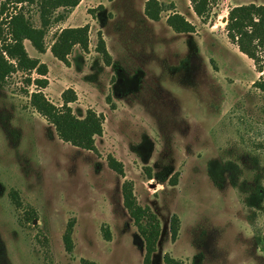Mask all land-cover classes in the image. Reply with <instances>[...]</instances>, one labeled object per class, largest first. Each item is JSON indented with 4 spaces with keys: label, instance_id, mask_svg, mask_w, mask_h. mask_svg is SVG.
Listing matches in <instances>:
<instances>
[{
    "label": "rangeland",
    "instance_id": "1",
    "mask_svg": "<svg viewBox=\"0 0 264 264\" xmlns=\"http://www.w3.org/2000/svg\"><path fill=\"white\" fill-rule=\"evenodd\" d=\"M158 1L163 12L153 21L147 0H82L48 28L46 53L24 42L48 67L46 98L61 107L72 89L74 115H101L103 135L94 152L62 141L30 104L35 71L0 84V264H143L145 241L124 207L127 181L160 220L151 264H165V255L184 264H264V92L254 84L264 72L225 28L231 8L264 0H218L205 18L190 0ZM24 13L41 26L37 5ZM174 14L193 32H175ZM83 26L88 51L75 47L69 64L58 61L57 35ZM99 38L109 58L98 52ZM109 157L123 164L124 177Z\"/></svg>",
    "mask_w": 264,
    "mask_h": 264
},
{
    "label": "trees",
    "instance_id": "2",
    "mask_svg": "<svg viewBox=\"0 0 264 264\" xmlns=\"http://www.w3.org/2000/svg\"><path fill=\"white\" fill-rule=\"evenodd\" d=\"M82 0H3L0 4V19H5L7 25V39L0 50V84L15 72H33L38 79H29V85L34 84L36 91L30 94L31 106L49 123H51L59 138L74 147L86 151H96V137L103 135L104 119L92 110H88L85 117L77 118L71 104L77 101V95L72 89H67L61 95L62 106L51 103L43 89L48 86V67L40 60L31 58L24 46L29 41L40 54L46 53L45 35L52 24L64 22L68 15L79 6ZM195 14L200 18L208 16L211 5L218 0H190ZM38 6L41 26L35 27L24 13L25 5ZM13 9V12H10ZM59 10L62 12L58 13ZM163 6L158 0H147L146 16L159 21ZM3 15L6 17L4 18ZM168 24L178 33H191L193 26L180 14L168 18ZM226 33L229 41L237 46L239 51L253 60L258 72H264V5H239L229 10ZM79 47L82 51L89 49V26L71 27L63 29L51 46L52 55L60 62L69 64L73 49ZM97 50L104 57H108L104 41L99 38ZM15 63H12V62ZM256 88L264 92V80L254 83ZM111 170L124 177L123 164L115 158L109 157ZM124 207L133 219L138 232L145 241L146 254L143 264H151L152 257L157 251L161 235V224L157 215L150 207H142L134 196L133 185L123 184ZM180 221L177 216L171 220V236L176 240ZM72 223L69 224L64 236L66 250L72 252ZM108 236V235H107ZM165 264H184L169 255L164 257Z\"/></svg>",
    "mask_w": 264,
    "mask_h": 264
},
{
    "label": "crops",
    "instance_id": "3",
    "mask_svg": "<svg viewBox=\"0 0 264 264\" xmlns=\"http://www.w3.org/2000/svg\"><path fill=\"white\" fill-rule=\"evenodd\" d=\"M80 6V5H79ZM79 6L77 8H79Z\"/></svg>",
    "mask_w": 264,
    "mask_h": 264
}]
</instances>
